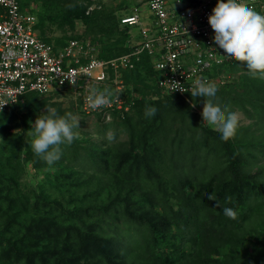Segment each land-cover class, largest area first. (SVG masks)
I'll use <instances>...</instances> for the list:
<instances>
[{
  "label": "trees",
  "instance_id": "16d2710c",
  "mask_svg": "<svg viewBox=\"0 0 264 264\" xmlns=\"http://www.w3.org/2000/svg\"><path fill=\"white\" fill-rule=\"evenodd\" d=\"M34 1L41 4L39 35L57 47L89 39L99 57L109 60L132 53L143 38L133 34L136 26L121 22L131 14L129 0L116 7L95 0ZM141 4L135 2V10ZM260 10L264 13V6ZM77 21L84 32L68 34ZM54 27L60 37L48 36ZM136 58L133 68L120 70V90L111 69L108 80L92 84L123 100L121 108L114 104L93 112L104 126L114 127L115 135L127 133L120 145L79 137L62 145L61 158L48 165L25 136L31 117L45 115L46 105L61 116L75 111L28 92L23 102L0 112V264H264V164L257 163L264 156V79L253 78L246 65L234 61L232 77L216 85L214 104L257 117L224 141L202 119L203 97H194L199 106L193 107L191 93L187 98L164 94L152 57ZM82 96L78 106L89 114ZM146 107H155L156 114L146 117ZM106 113L112 121H105ZM176 150L186 168L194 162L209 166L216 159L218 170L200 180L179 172L175 181ZM27 164L42 172L35 185L24 181ZM224 207L236 211L237 218L225 216Z\"/></svg>",
  "mask_w": 264,
  "mask_h": 264
},
{
  "label": "built area",
  "instance_id": "2783aa9c",
  "mask_svg": "<svg viewBox=\"0 0 264 264\" xmlns=\"http://www.w3.org/2000/svg\"><path fill=\"white\" fill-rule=\"evenodd\" d=\"M217 2L148 1L149 12L136 9L121 19L123 25L140 27L142 40L133 44L132 53L105 60L89 39H72L64 47L43 40L34 11H25L20 0H0V101L8 102L0 112L23 102L28 92L46 95L65 87L76 88L80 81H84L80 86L106 81L110 69L115 74L116 89L120 90L123 83L120 70L133 68L132 56L139 60L143 53L152 57L158 87L165 93H172L179 83L189 92L173 93L187 96L198 78L215 84L219 79L210 70L228 58L214 43V31L208 22ZM245 2L256 11L264 6L262 0ZM69 80L75 81L74 86ZM89 94H84L82 104L87 113L123 105V100L116 96L110 106L93 110L86 103Z\"/></svg>",
  "mask_w": 264,
  "mask_h": 264
},
{
  "label": "clouds",
  "instance_id": "9594fccd",
  "mask_svg": "<svg viewBox=\"0 0 264 264\" xmlns=\"http://www.w3.org/2000/svg\"><path fill=\"white\" fill-rule=\"evenodd\" d=\"M208 22L214 31V43L226 53L225 56L228 58L211 68L210 73L219 79L215 84L198 78L194 81L190 92L192 97L204 98L203 121L207 122L213 130L219 132L222 140L228 141L237 134L240 115L226 109L222 110L210 98L215 97L217 93L216 85L225 82L226 78L232 77L230 64L234 61L246 65L253 78L259 76L264 79V13H261V10L260 12L256 11L245 0H218L208 17ZM69 81L74 86L75 81ZM91 84L84 85L82 88H90ZM176 90L189 92L177 83V86L171 90L172 93H163L173 94ZM88 92L90 94L86 97V103L93 110L111 105L113 93L109 89L98 92L93 88L85 91L84 94ZM187 96L184 97L187 98ZM7 103L0 101V109ZM194 106L195 104H193ZM156 112L155 107L145 108L146 117L154 116ZM45 113V115H39L36 118L27 135L32 138L30 146L33 153L48 165H53L61 158V146L71 145L74 140L79 139V134L74 129L80 127V119L70 112L63 116L58 115L56 109L48 105H46ZM106 138L111 142L115 139V135L109 131ZM208 199L215 200V196L210 195ZM226 200L230 201V198H226ZM217 206H219V201ZM223 212L231 219L237 218L236 211L230 207H224Z\"/></svg>",
  "mask_w": 264,
  "mask_h": 264
},
{
  "label": "rangeland",
  "instance_id": "374dc122",
  "mask_svg": "<svg viewBox=\"0 0 264 264\" xmlns=\"http://www.w3.org/2000/svg\"><path fill=\"white\" fill-rule=\"evenodd\" d=\"M95 1H101L103 3H105L106 5L112 6V7H116L120 4V2L122 0H95ZM131 2L130 5L131 8V12L129 13H133L135 10L136 5L134 6L135 2L137 3H142L139 6V10L140 12H149V5H148V1L147 0H129ZM147 1V2H146ZM172 1V0H170ZM173 4V3H171ZM23 9L25 11H34V13L38 16V12L41 8V4L37 1H30L27 3V1L23 0ZM127 11V10H126ZM126 11H122L120 12V14H124ZM144 19V18H143ZM145 21V20H144ZM144 24H147L144 22ZM85 30V26L83 24L82 21H77L76 23V28L74 29V31H68V34H82ZM140 31V27L136 26V27H132V32L133 34H135L136 37H139ZM63 33L61 31H58L55 29V27L53 28V30H48V36L52 37V38H56V37H60ZM98 85V84H95ZM90 88H83L82 91H80L78 88H71V87H65L62 88L60 90H56L54 92H50L48 94H46L45 96L47 98L50 99L51 103L54 102H61L62 103V108L64 109V111L69 112L70 110H74L75 111V116H77L80 119V127L77 128V132L79 134V137H88L89 139H91V141L96 142V143H101L105 146L110 145L111 143L114 144H121L122 142H124L125 140L128 139V135L127 133H125V131L123 130H119L116 132L115 135V129L113 126L109 125V126H104V121L101 119H99V114H86L83 113L80 109V107L78 106V103L80 101V97L83 95V93L85 91H89L93 88H95L92 84L89 86ZM96 89V88H95ZM97 90V89H96ZM83 97V96H82ZM189 99V103H192V105L195 103L199 106L198 103L194 102V97H192V95L190 94V96H188ZM79 107V108H78ZM236 113H239L240 115V125H248L250 123H253L254 121H256L257 117L256 116H251L249 115L250 113L248 112H244L242 109L238 108L235 111ZM104 115V114H103ZM106 119L105 121H112L113 116H109V113H106ZM35 117L36 115L33 114L31 119H32V123L35 122ZM14 130H21V127L18 126H14L13 128ZM111 131L112 133H114L115 135V139L111 142H109L107 140V133ZM25 136L28 138L29 136L27 135V133H25ZM177 154L178 150H176ZM202 161V159H201ZM257 163L259 164H264V156H260V159L257 161ZM204 162H194L192 163V167L191 168H186L185 167V162L184 159L181 157V154L177 155L175 157V160L173 162V174L171 176L172 179L179 180V172L183 174V176H191L193 178V180L195 178L200 179H207L210 173L216 172L218 170V163L217 160H213L211 161V164L209 166H205ZM26 176L24 177V181L28 184H36L39 179L42 178V172L35 170L31 164H27L26 165Z\"/></svg>",
  "mask_w": 264,
  "mask_h": 264
}]
</instances>
